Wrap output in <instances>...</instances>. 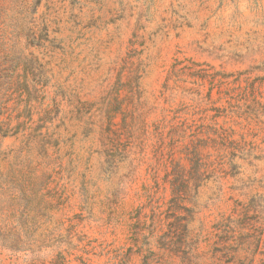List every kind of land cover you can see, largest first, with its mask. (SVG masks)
Wrapping results in <instances>:
<instances>
[{
    "label": "rangeland",
    "instance_id": "obj_1",
    "mask_svg": "<svg viewBox=\"0 0 264 264\" xmlns=\"http://www.w3.org/2000/svg\"><path fill=\"white\" fill-rule=\"evenodd\" d=\"M0 264H264V0H0Z\"/></svg>",
    "mask_w": 264,
    "mask_h": 264
}]
</instances>
